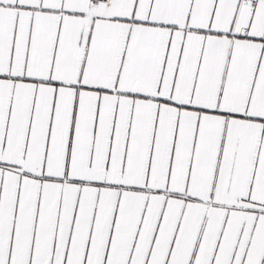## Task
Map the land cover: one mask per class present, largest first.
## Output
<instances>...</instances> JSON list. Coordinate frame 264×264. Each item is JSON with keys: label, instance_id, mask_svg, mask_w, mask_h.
<instances>
[{"label": "snow or ice", "instance_id": "obj_1", "mask_svg": "<svg viewBox=\"0 0 264 264\" xmlns=\"http://www.w3.org/2000/svg\"><path fill=\"white\" fill-rule=\"evenodd\" d=\"M0 264H264V0H0Z\"/></svg>", "mask_w": 264, "mask_h": 264}]
</instances>
